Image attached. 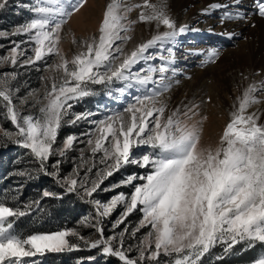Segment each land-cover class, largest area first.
<instances>
[{"label":"snow or ice","instance_id":"snow-or-ice-1","mask_svg":"<svg viewBox=\"0 0 264 264\" xmlns=\"http://www.w3.org/2000/svg\"><path fill=\"white\" fill-rule=\"evenodd\" d=\"M8 2L0 0V11ZM86 4L87 0H31L25 5L32 18L18 25L13 35L26 36L27 40L14 43L9 53L0 57V65L10 68L0 72V119L14 126V130H6L0 124V147L12 144L27 150L38 165L37 171L53 178L63 190L61 194L45 190L43 197L60 199L73 194L92 205L95 217L78 223L93 231L84 236L77 228L66 227L25 234L16 225L38 203L13 207L0 201V264H38L32 258L80 250H98L104 264L110 259L116 264H201L217 246L222 248L217 260L238 244L244 251L258 245L264 248V122L256 112H247L260 102L257 94L264 93V81L243 92L217 146L204 147L202 121L191 122L198 106L183 111L176 108L166 115L164 100L183 74L175 67L177 40L197 30L178 25L167 13L164 0L159 5L144 0L134 6L141 9L138 21L155 22L157 28L166 30L126 52L124 45L136 23L127 17L132 7L122 0H111L102 14L98 35L85 38L69 58L61 50L62 33ZM218 9H224L222 21L248 22L251 15L264 19V0H252L250 12L242 0H228L210 4L202 14ZM234 35L228 33L229 38ZM24 43L30 47H21ZM197 54L205 56L204 63L218 56L215 49ZM141 63L145 67L134 71ZM38 64L45 67L36 68ZM18 68L53 73L41 76L43 103L19 96ZM96 85L104 86L113 100L128 97L131 102L101 119H92V112H72L76 102L97 94ZM36 91L32 89L28 95ZM30 103L36 111L25 114L23 108ZM80 121L88 122V130L80 136L68 134L58 144L62 126ZM78 141L85 148L72 158V171L62 174V165ZM141 147L148 151L135 156L134 149ZM130 165L146 171L127 174L101 189L105 180ZM21 175L31 177L33 173ZM121 187L131 191H120L107 202L94 198L98 190ZM118 207L122 211L112 225V234L106 236L103 219ZM135 212L140 213L138 222L126 224L117 233L115 229ZM96 259V255L80 258L77 264H94ZM250 264H264V255Z\"/></svg>","mask_w":264,"mask_h":264},{"label":"rangeland","instance_id":"rangeland-1","mask_svg":"<svg viewBox=\"0 0 264 264\" xmlns=\"http://www.w3.org/2000/svg\"><path fill=\"white\" fill-rule=\"evenodd\" d=\"M110 2L111 0H87L86 6L79 13L73 16L72 20L65 27L64 32L62 33L61 50L65 53L66 56L70 58L77 50H79L85 38L98 35V25L101 23L102 14L105 11L106 5ZM122 2L132 7V10L127 13L128 20L136 21V23L132 25V30L129 33L131 39L127 42V44L124 45L126 52H130L131 50H133L134 47L139 43L146 42L152 37V35L166 30L163 26L157 28L155 22L138 21V15L141 9L134 6L142 4L144 0H122ZM150 2L159 5L162 0H150ZM164 2L166 3V6L168 5L167 7H169V3L172 6V1L170 2L169 0H164ZM242 2L248 3L249 7L248 5H243V7L250 12L252 8V0H246ZM30 3L31 0H9L8 6L4 10L0 11V24L2 22H6L7 28H9L5 30L0 29V33H6V35L0 36V39H2L0 40V57L7 55L10 49L14 46V43H21L22 41L27 40L26 36L13 35L18 25H12L11 21H9L7 17L9 18L10 14H13L16 16V19H24L21 24L25 23L32 18L31 13L25 7V5H30ZM202 5L203 0H191L186 3L185 6H183L178 12L177 10H174V7L173 9H171L172 7H166L167 11L169 9V11H174L170 14V17L175 20L178 25H184L186 21H189L187 20L189 18V14L197 10L198 15L202 16V18H197L196 20L194 19L190 22V24H188L191 28L196 29L197 31L186 33L180 36L177 40V46L175 49V67L181 70L183 74L176 78L179 83L174 85L172 89L165 94L164 100L168 105V111L166 112V115L170 114L171 111H174L176 108H180L183 111L186 107H193L194 105L198 106L194 108L195 115H192L191 122L202 121L201 145L204 147H215L219 142L224 127L230 121L231 112L235 110V107L238 106L239 98H241L243 95V93L240 94L241 85L239 86V83L244 81L245 86L249 87L254 83L259 84L261 81H264V67H256L254 70L246 67L245 65H242V67L240 68V65H238L237 67H233L229 71H226L227 77L228 75L229 77L237 75L239 83H232V81L229 82V88L224 91L225 93L223 92L221 94V97L217 98L216 102H214L209 94L210 86L212 85V83H214L215 78L214 68L216 65L221 68L223 62L220 63V60L224 57H231V52H236L239 48V45H244L246 43V41L248 40V37L246 35L250 34L248 32V29L255 28L254 34H252L253 39L257 36V34L264 35V25L258 28L257 24L255 23L256 21H253L251 15L249 17V21L247 22L248 24L245 25L242 33L239 34L238 37L229 39V36L227 35L228 33L225 30L223 21L221 19L224 9L212 11L209 15H201L202 13L199 9L200 7H202ZM176 13H180L182 18L176 19ZM253 24L255 26H253ZM207 34H212V36H206ZM21 47L28 48L30 46L27 43H24L21 45ZM212 49L217 50L218 56L214 59V61L204 63L203 61L205 59V56L197 53ZM190 52L191 54H189ZM53 59L55 58L50 59L49 63H51ZM153 63L159 62L154 61ZM44 67L45 66L43 64H38L36 66V68L40 69H43ZM142 67H145L143 63L137 65L134 68V71ZM36 68L16 69L20 73L16 84L20 87L19 96H27L30 102L40 101V103H43L44 101L42 100V93L44 89L41 83V76L45 74L51 76L53 75V73L50 71L47 73H44L43 71H37ZM9 70V66L0 65V72ZM34 71L38 74L34 73ZM200 76H203V84L200 86H193L195 82H199L197 78ZM34 83L35 85H33ZM94 88L97 94L94 96L85 97L84 99L76 102L73 106L72 112H74L78 108H84V110L74 113L92 112L95 113L92 119H101L104 115L109 114L111 111L122 109L126 105V103L131 102L130 98L128 97H125L124 100L120 101L113 100L112 98L107 96V90L104 86L96 85L94 86ZM32 89H36L37 91L32 95H28V93ZM135 94L136 93H133V95ZM257 96L260 99V102L249 107L247 110L248 113H257L261 105L264 103V93H258ZM0 103H2V101H0ZM23 111L25 114H27L29 112H35L36 110L32 108V105L30 103L29 105L24 106ZM2 112L3 109L0 108V113ZM69 119H71V116L69 117ZM3 121H8L0 119V124H2L4 129L8 130L4 127ZM11 126L12 127L10 130H14V126ZM89 127L90 125L87 121H80L79 123L74 125L65 124L64 126H62V129L65 128L66 135L63 138L58 137L57 143H61L68 134H76L77 136H80V134L88 130ZM80 138L81 140L84 139V137L82 136ZM16 148L20 147L14 145V149ZM84 148L85 144L78 141L75 148L68 153V159L64 163L65 165H67L65 174L72 171V158L78 157L80 154V149ZM146 151H148V149H146L145 147L134 149V155L140 156ZM73 152L75 153L72 154ZM85 155H88L87 151H85ZM95 171L96 169H93V174L95 173ZM145 171V169H140L135 166H126L119 172L115 173L113 176L105 180L101 185V189L116 184L127 174L133 172L143 174ZM81 175H83V172H81ZM120 191H124L127 193L131 191V188L121 187L109 192L98 190V192L94 194V198L101 202H107L113 195H116ZM83 203L85 205V211L88 210V213L83 218L92 219L93 217H95L93 206L86 202ZM89 207L91 209H89ZM121 211L122 208L118 207L115 212H113L109 217H106L107 221H103L106 236L112 234V225L118 218ZM139 219L140 213L135 212L128 218L127 221H125V224H121L119 228L115 229V231L117 233L120 232L126 224L134 226ZM84 229H87L85 234L82 233ZM77 230L84 236L90 235L93 231L91 228L81 226L78 227ZM143 231L145 230H142V232ZM127 242L130 243L131 241L129 240ZM241 246L243 245L241 244ZM80 251H83L85 253L91 252L93 255L97 256L96 260L104 261V257L98 255V250ZM51 254L55 253H46L42 257H36L32 259L37 260L38 264H50L48 261V257ZM258 255H264V248H261L260 246L256 248L254 250L255 257H253L251 261H253L254 258H256ZM251 261L237 264H250Z\"/></svg>","mask_w":264,"mask_h":264},{"label":"trees","instance_id":"trees-1","mask_svg":"<svg viewBox=\"0 0 264 264\" xmlns=\"http://www.w3.org/2000/svg\"><path fill=\"white\" fill-rule=\"evenodd\" d=\"M10 14L7 19L12 25H19L23 20L16 19ZM6 17V16H5ZM0 29L7 28L6 22L0 24ZM2 40V39H0ZM34 73L38 74L34 71ZM35 85V83L33 84ZM84 108H78L74 112H79ZM4 127L11 129V124L4 122ZM66 135L65 128L60 129L59 138ZM14 145L9 144L6 148L0 147V201L9 202L10 206L20 207L31 202H37L38 207H33L31 213L19 219L16 228L18 231L30 234L35 232H50L62 230L63 228L80 227L79 221L86 216L84 203L73 194H64L62 198L43 197V191L47 190L57 194L62 193V188L58 186L53 178L43 175L37 171L38 165L33 158L27 154L23 148L14 149ZM73 152L72 154H74ZM51 163V161H50ZM67 165H62V174H65ZM21 173H33L31 177L21 175ZM16 196L15 201L11 200ZM89 209H91L89 207ZM85 211V212H83ZM103 221H107L106 218ZM84 229L82 233H86ZM74 239V238H72ZM244 251V246L236 245L231 253L223 259L217 260L216 257L222 254L221 246H217L210 251L201 261V264H237L248 262L253 259L254 250ZM93 255L83 251H73L65 253H55L48 257L50 264H77L80 258ZM94 264H104L102 260H96ZM109 264H116L115 259H110Z\"/></svg>","mask_w":264,"mask_h":264},{"label":"bare ground","instance_id":"bare-ground-1","mask_svg":"<svg viewBox=\"0 0 264 264\" xmlns=\"http://www.w3.org/2000/svg\"><path fill=\"white\" fill-rule=\"evenodd\" d=\"M170 2L172 1V6L169 3V7H172L171 9L180 11V9L185 6L186 3H188L191 0H169ZM246 1V0H242ZM166 2V1H165ZM228 0H203V5L202 7L197 8L202 11L207 8L210 4L213 3H227ZM244 6H247V2H242ZM168 6V5H167ZM167 7V8H169ZM199 7V6H198ZM249 7V5H248ZM170 10V9H169ZM167 11V13L170 15L174 11ZM198 11V10H197ZM195 11L191 14H189V18L184 24H190L191 21L194 19L196 20L197 18H202V16L198 15V12ZM177 14V13H176ZM203 15V14H201ZM82 16V15H81ZM182 18L180 13L176 15V19ZM186 18V17H185ZM253 21L257 24V27H262L264 25V19L258 18L254 15L251 16ZM247 22H242L240 20H234V21H228L224 20L223 25L227 33H235L234 36H232L229 39H233L235 37H238L239 34L242 33V30L245 28V25H247ZM255 28H250L248 29V32L250 33L249 35H246L248 40L244 45H239V48L236 52H231L232 56L231 57H224L220 60V63L223 62L221 68L218 67L217 65L214 68L215 71V78H214V83L210 86V96L214 100V102L217 101V98L221 97V94L229 88V82L232 81V83H239V79L237 78V75L226 76V71H229L233 67H237L240 65V68L242 65L254 69L256 67H264V35L257 34V36L253 39L252 34H254ZM208 32V31H207ZM201 34V33H200ZM206 34V33H205ZM204 34V35H205ZM228 35V34H227ZM206 36H212V34H207ZM251 37V38H250ZM205 38V37H204ZM225 38V37H224ZM239 70V68H238ZM207 71V70H206ZM196 78V77H195ZM201 78V79H200ZM203 76L198 77V83L195 82L193 86H200L203 84L202 80ZM205 78V77H204ZM241 85L240 88V94L243 93L248 87L245 86L244 81L239 83V86ZM225 93V92H224ZM239 96V95H238ZM235 102V101H234ZM235 105V104H234ZM220 108V107H219ZM257 114L260 116V122H264V103L261 105L259 110L257 111Z\"/></svg>","mask_w":264,"mask_h":264}]
</instances>
